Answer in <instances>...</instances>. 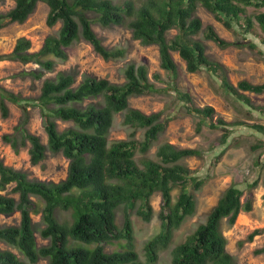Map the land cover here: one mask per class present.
<instances>
[{"label": "trees", "instance_id": "16d2710c", "mask_svg": "<svg viewBox=\"0 0 264 264\" xmlns=\"http://www.w3.org/2000/svg\"><path fill=\"white\" fill-rule=\"evenodd\" d=\"M38 2L48 6L46 24L53 26L60 22V27L56 34L47 35L36 51H31L30 40L21 36L10 52L0 54V60L35 63L36 67L20 70L15 75L40 81L39 93L32 97H22L0 84L1 115L8 114L7 102L19 105L23 114L14 132L4 134L3 139L14 150L28 143L32 164L43 160L47 151L61 153L68 159V169L62 180L45 181L30 178L24 170L5 164L0 158V215L19 213L17 224L0 223V242L8 247L0 248V264H36L40 259H45L46 264H154L159 250L171 242L174 231L195 213L193 191L199 190L205 182L183 162L187 157H201L199 148L178 147L165 141L156 147L155 159L146 156L169 119L162 117L161 111L144 113L130 107L128 100L132 96L166 92L169 86H157L148 78L147 67L134 61L124 66L122 83L83 74L74 85L77 71L73 68L46 74L54 72L59 61L67 59V48L79 39L90 43L104 60L122 58L124 48L104 45L92 24L123 25L141 44L157 46L160 67L171 78L176 97L183 102L188 114L199 119L197 130L202 123L210 128H221L219 143L223 144L230 133L228 126L238 122L214 119L212 106L199 107L191 103L190 94L174 84L177 64L172 52H177L185 62L187 71L205 68L220 77L226 93L251 105L244 92L264 93V82L251 83L243 79L234 85L229 81L226 68L211 59L203 42L194 38L201 31L196 10L198 6L204 7L228 29L236 30L234 26H237L251 32L256 22L264 32V12L250 14L247 11V7H264V0H14L12 8L0 12V28L7 22L23 23ZM170 29L177 30L172 38L167 37ZM202 32L206 39L221 48L237 43L220 37L211 25ZM249 45L255 46L251 41ZM153 77L161 80L158 74ZM29 103L40 110L46 144L25 127ZM259 110L264 112L262 107ZM117 113H121V124L130 131L128 137L110 141L108 135ZM58 120L70 125L59 130ZM250 126L264 133L263 125ZM137 130H143L142 139L135 137ZM137 153L140 154L138 159ZM256 184V181L247 184L246 193L236 184L228 185L210 208L205 221L172 248L170 264H238L225 249L227 240L221 222L225 219L232 225L240 212L252 209V190ZM175 187L179 191L173 202L171 191ZM155 192L161 195L160 230L144 242V259H141L134 248L131 215L135 211L149 221L150 198ZM32 196L43 202L40 214L43 227L39 234L47 243L39 246L29 209ZM57 210L68 211L70 218L60 219ZM119 210L121 225L116 222ZM260 231L253 230L247 239L251 240ZM111 241L117 242L119 248L107 252L100 243ZM254 252L264 253V248Z\"/></svg>", "mask_w": 264, "mask_h": 264}, {"label": "rangeland", "instance_id": "374dc122", "mask_svg": "<svg viewBox=\"0 0 264 264\" xmlns=\"http://www.w3.org/2000/svg\"><path fill=\"white\" fill-rule=\"evenodd\" d=\"M14 6V0H0V12H6ZM250 14L264 12V7H247ZM48 6L44 2H38L35 10L23 23L7 22L0 28V54L12 50L18 37L24 36L31 42V51H36L42 45L44 38L50 34H56L60 22L53 26L46 24ZM196 15L201 20V31L194 38L203 42L206 54L218 61L226 68L229 81L236 85L240 80L251 83L264 82V32L254 23L251 32L239 29H228L214 15L202 6H198ZM211 25L216 33L227 41L237 42L225 48L217 46L213 41L206 39L203 29ZM92 29L101 38L107 47H121L125 50L122 58L104 60L97 54L90 43L79 39L67 48L68 57L65 61H59L55 71L46 75H54L59 70L73 68L77 71L78 84L83 74H92L99 78H106L114 83L124 82L123 68L130 62L144 64L148 70V78L157 86L168 87L166 92L159 94H142L132 96L128 103L130 107L138 108L144 113L161 111L162 117L169 119L165 130L157 141L146 153L147 157L155 159V150L158 144L170 142L178 147H196L202 151L201 157H187L183 162L192 170L199 179H205L199 190L193 191L196 200L195 213L187 217L173 233L171 242L166 248L159 250L158 258L154 264H170L172 248L183 241L185 236L191 234L198 224L206 219L210 208L216 203L221 192L230 184H236L246 193V185L256 181L253 188L252 209L248 212H240L232 225L224 220L221 222V230L227 243L226 251L231 254L238 264H264V253H255V249L264 248V133L253 129L251 124H261L264 127V93L255 94L244 92L250 99L251 105L236 100L231 94L226 93L218 75L210 73L205 68L196 72L186 70L185 62L177 52L172 56L177 64V73L174 84L182 91H187L194 106L210 105L214 108V119L222 118L228 123L238 122L228 126L230 129L226 142L219 143L223 132L221 128H210L202 123L197 130L198 117L188 114L183 102L178 100L175 91L171 88L172 81L167 71L160 67L158 48L155 44H141L132 37L131 31L123 25L102 27L98 23L92 24ZM177 30L170 29L168 38H172ZM244 38V39H243ZM245 41V42H244ZM255 46L250 47L249 42ZM243 42L244 44H240ZM37 65L32 62L23 63L17 60H0V84L22 97H32L39 93L40 81H32L28 77L15 75L20 70H28ZM158 74L161 80L153 77ZM8 114L3 117L0 113V158L3 162L16 169L24 170L30 178L45 181L58 182L65 178L68 169V159L61 153L53 154L47 151L46 157L32 164L29 159V144L19 146L17 150L3 139L4 134H12L15 126L22 118V109L19 105L7 102ZM28 121L26 128L29 132L39 136L42 143H47V135L44 130V122L39 108L30 104L27 106ZM58 129L63 130L70 125L68 122L58 120ZM130 129L121 124V113L114 115L113 125L108 139L116 140L128 137ZM135 137L142 139L143 130H137ZM136 158L140 157L137 153ZM178 187L171 191L172 201L178 195ZM29 206L31 217L34 221L37 245L47 243V239L41 238L39 229L43 227L40 214L43 202L36 196H32ZM152 215L149 221H145L133 211L131 215L134 248L139 257L144 259V242L160 230L159 210L161 195L155 192L150 198ZM60 219H68L69 212L57 210ZM121 210L116 213V222L121 225ZM19 213L11 216L0 215V223L17 224ZM255 229L261 231L251 240L247 239L249 233ZM104 250L109 252L118 249L117 242L100 243ZM91 247L93 244L90 245ZM7 247L0 242V248ZM8 248V247H7ZM18 256L20 253L11 248ZM36 264H46L45 259H40Z\"/></svg>", "mask_w": 264, "mask_h": 264}]
</instances>
